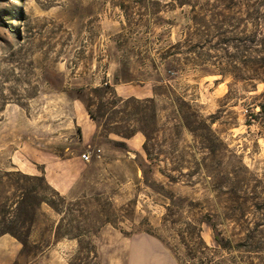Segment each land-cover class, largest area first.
<instances>
[{"label":"rangeland","instance_id":"obj_1","mask_svg":"<svg viewBox=\"0 0 264 264\" xmlns=\"http://www.w3.org/2000/svg\"><path fill=\"white\" fill-rule=\"evenodd\" d=\"M7 231L13 264H264V0H0Z\"/></svg>","mask_w":264,"mask_h":264},{"label":"crops","instance_id":"obj_2","mask_svg":"<svg viewBox=\"0 0 264 264\" xmlns=\"http://www.w3.org/2000/svg\"><path fill=\"white\" fill-rule=\"evenodd\" d=\"M59 189H61L59 187ZM146 243H151L160 250L162 253H165L164 248L159 244V242L154 241L152 238L144 235L136 236ZM139 240L134 241L135 245L133 246L134 253L139 251L142 246L138 243ZM23 243L9 233H4L0 235V264H13L14 261L19 257L22 249ZM77 246L74 241H59L53 245L48 246L44 251H42L36 259L39 260L40 264H69V255L70 252L75 249ZM149 247L147 248V250ZM153 249V248H151Z\"/></svg>","mask_w":264,"mask_h":264},{"label":"trees","instance_id":"obj_3","mask_svg":"<svg viewBox=\"0 0 264 264\" xmlns=\"http://www.w3.org/2000/svg\"><path fill=\"white\" fill-rule=\"evenodd\" d=\"M8 232H10V231H7V232H5V233H8ZM14 235V234H13ZM16 236V235H15ZM22 243H23V245L24 246H26L27 245V242L24 240V239H22V238H19L18 236H16ZM217 239V241L220 243V244H223V239L221 238V237H217L216 238ZM41 252L43 251V250H40Z\"/></svg>","mask_w":264,"mask_h":264},{"label":"built area","instance_id":"obj_4","mask_svg":"<svg viewBox=\"0 0 264 264\" xmlns=\"http://www.w3.org/2000/svg\"><path fill=\"white\" fill-rule=\"evenodd\" d=\"M83 157H84L86 160H89L90 157H91V154H90V153H85V154H83Z\"/></svg>","mask_w":264,"mask_h":264}]
</instances>
